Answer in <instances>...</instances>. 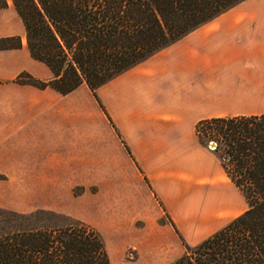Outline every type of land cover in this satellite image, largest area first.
<instances>
[{"label": "crops", "instance_id": "obj_1", "mask_svg": "<svg viewBox=\"0 0 264 264\" xmlns=\"http://www.w3.org/2000/svg\"><path fill=\"white\" fill-rule=\"evenodd\" d=\"M6 1L0 38L19 37L21 47L0 50V186L93 185L94 200L103 189L110 196L103 207L117 225L154 196L173 213L178 184L211 200L195 126L264 113V8L227 11L97 89L96 100L85 85L61 95L15 82L22 72L46 81L52 73L30 57Z\"/></svg>", "mask_w": 264, "mask_h": 264}, {"label": "trees", "instance_id": "obj_2", "mask_svg": "<svg viewBox=\"0 0 264 264\" xmlns=\"http://www.w3.org/2000/svg\"><path fill=\"white\" fill-rule=\"evenodd\" d=\"M11 1L30 57L52 73L48 81L21 73L16 82L68 95L82 85L95 94L245 0ZM20 47L19 37L0 38V50ZM195 135L213 146L247 207L170 264H264V113L201 120ZM110 257L101 233L80 222L0 234V264H112Z\"/></svg>", "mask_w": 264, "mask_h": 264}, {"label": "rangeland", "instance_id": "obj_3", "mask_svg": "<svg viewBox=\"0 0 264 264\" xmlns=\"http://www.w3.org/2000/svg\"><path fill=\"white\" fill-rule=\"evenodd\" d=\"M258 6L264 8V0H245L230 10L242 8L244 13H251L246 10ZM7 7V1L0 0V10ZM10 16L13 20V15ZM13 21L16 25L17 21ZM20 24L21 37L26 43L22 22ZM92 94L98 100L96 91ZM202 147L210 152L213 150L211 146ZM208 151L200 149L196 157L197 162L206 166L207 173L210 174L211 179L206 180L207 185L203 188L209 189L212 186L211 200H208V196L203 201L200 200L197 193L200 187L195 184L186 186V191L182 184H178L175 187L177 196L171 201L173 213L154 196L134 204L136 209L126 214V218L121 219L117 225L115 218H110L108 209L103 207L104 202L110 200V196L103 189V193L94 200L99 194V188L93 185L20 188L0 186V234L28 226L59 227L80 222L101 233L112 264H142L146 255L151 257L152 264H170L185 252L186 246L197 245L240 215L247 207L240 191L219 167L214 153L211 156ZM140 173L149 185L146 176L142 171ZM50 194H60L59 199L52 201ZM184 206L188 209L185 210ZM150 237L162 240L155 249L157 255L154 257L148 251L149 242L145 241Z\"/></svg>", "mask_w": 264, "mask_h": 264}, {"label": "bare ground", "instance_id": "obj_4", "mask_svg": "<svg viewBox=\"0 0 264 264\" xmlns=\"http://www.w3.org/2000/svg\"><path fill=\"white\" fill-rule=\"evenodd\" d=\"M158 235V234H157ZM154 238V237H153ZM152 237H150V239H147V240H145V241H148L149 243H147L148 244V251H149V253L151 254V256L152 257H154L155 256V254H156V251L157 250H155L156 249V247H158V246H153V244L155 243V242H158V243H162V240L161 239H153ZM140 242H143V241H140ZM142 245H144V244H142ZM147 247V246H146ZM146 253V252H145ZM157 255V254H156ZM142 264H152V260H151V257L149 256V255H146V257H145V259H144V261L142 262Z\"/></svg>", "mask_w": 264, "mask_h": 264}, {"label": "water", "instance_id": "obj_5", "mask_svg": "<svg viewBox=\"0 0 264 264\" xmlns=\"http://www.w3.org/2000/svg\"><path fill=\"white\" fill-rule=\"evenodd\" d=\"M210 148H213L212 146Z\"/></svg>", "mask_w": 264, "mask_h": 264}, {"label": "built area", "instance_id": "obj_6", "mask_svg": "<svg viewBox=\"0 0 264 264\" xmlns=\"http://www.w3.org/2000/svg\"><path fill=\"white\" fill-rule=\"evenodd\" d=\"M213 147V146H212ZM213 149V148H212Z\"/></svg>", "mask_w": 264, "mask_h": 264}]
</instances>
